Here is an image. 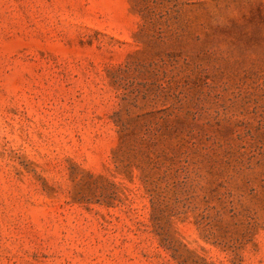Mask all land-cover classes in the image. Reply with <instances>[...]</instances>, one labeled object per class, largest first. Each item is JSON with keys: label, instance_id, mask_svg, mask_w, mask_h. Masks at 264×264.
Here are the masks:
<instances>
[{"label": "rangeland", "instance_id": "374dc122", "mask_svg": "<svg viewBox=\"0 0 264 264\" xmlns=\"http://www.w3.org/2000/svg\"><path fill=\"white\" fill-rule=\"evenodd\" d=\"M0 264H264V0H0Z\"/></svg>", "mask_w": 264, "mask_h": 264}]
</instances>
